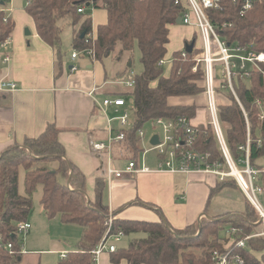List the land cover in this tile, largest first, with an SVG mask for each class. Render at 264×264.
<instances>
[{"label": "trees", "instance_id": "obj_1", "mask_svg": "<svg viewBox=\"0 0 264 264\" xmlns=\"http://www.w3.org/2000/svg\"><path fill=\"white\" fill-rule=\"evenodd\" d=\"M25 1L26 12L34 21L37 34L56 52L58 75L62 73L65 58L61 22H70L75 27L81 24L72 47L79 52L93 50V59L99 62L111 56L132 55L135 46L139 47L143 73L135 75L133 88H124L119 93L131 100L133 127L124 131L125 139L120 142V150L129 160L139 161L144 150L138 132L150 121L176 120L183 116L190 120L196 118L200 107L197 103L205 96V69L203 63L196 60L203 51L194 49L191 54L186 52L185 57L182 52L175 53L169 77L160 65L167 55L169 26L177 24L188 13L186 0ZM244 1L217 0L218 8L208 11L210 21L230 48L262 53L264 0L254 2L251 9L242 13ZM9 4L10 0H0V46L9 40L15 28L8 13ZM88 4L95 9H104L108 14V22L98 27L95 41L87 37L93 32L92 17L79 13V9ZM83 33L85 37H82ZM219 70L221 68L218 73ZM248 71V78L244 72H233L234 92L240 102L223 74L221 81L216 77V93L231 153L239 158L240 146L250 137L251 164L263 172L264 165H259L258 161L264 158V64L259 68L248 65ZM199 128V148L209 154L210 162L221 158L211 127L201 124ZM59 137L57 127L49 125L39 137L28 138L22 146H12L0 156V238L3 243L0 264H15L20 259L23 241L16 225L28 222L33 209L32 195L38 187L42 189L40 203L48 218L60 216L63 223L83 228L79 251L69 253L60 264H94L92 251L108 228L109 207L103 199L106 180H96L94 196L89 201L86 176L65 159L66 151ZM51 164L57 166L49 168ZM20 169L25 173L26 196L19 193ZM261 177L264 183V172ZM234 187L245 201L244 211L219 215L209 212L215 196L225 189L235 191ZM204 212L207 217L177 229L160 211V219L156 222L123 219L115 210L112 232L123 231L124 238L133 235L135 239L128 246H118L116 252L110 253L111 261L113 264L122 261L127 264H214L213 255L219 252L230 253L231 260L239 258L244 264H264V237L249 239L244 248L237 246L239 241L257 232L254 230L259 217L235 181H216L210 187ZM232 229L238 232L230 234ZM7 243L12 244L14 254L6 248Z\"/></svg>", "mask_w": 264, "mask_h": 264}, {"label": "crops", "instance_id": "obj_2", "mask_svg": "<svg viewBox=\"0 0 264 264\" xmlns=\"http://www.w3.org/2000/svg\"><path fill=\"white\" fill-rule=\"evenodd\" d=\"M23 4L26 5V2H21L19 6L17 1L10 0L8 13L15 23V28L5 46H0V84L8 81L18 87L16 92L0 90V156L8 148L22 146L26 139L37 138L49 125H55L60 131L59 139L66 151L65 159L76 165L86 176L87 195L90 200L94 196L96 180L103 178L106 180L107 189V194L103 197L104 203L109 207V211L118 210L119 217L123 219L157 222L160 219V211L165 220L177 229H183L201 220L205 216L210 187L217 181L213 176L149 172L125 174L120 179L110 180V169L124 171L131 160L120 150V142L113 144L110 158L106 151L92 150V141L106 142L111 134L116 135L121 130L118 117L123 110L109 107L102 111L97 104L106 98L121 97L126 99L127 110H130L131 100L120 96L119 93L126 88L124 82L132 71L133 61L125 57L111 56L99 62L83 54L73 60L72 54L76 50L73 49L70 53L69 47L73 48L72 45L66 49L63 46L62 51L68 54L63 59L62 73L58 75L56 52L39 37L35 23L26 10L25 16L22 15ZM84 13L92 17L96 36L98 27L108 22L107 11L90 6L85 8ZM25 27H31V30ZM78 29V26H73L71 43ZM169 30L167 47L172 44L173 39H178L180 50L174 54L186 51V46L193 42H190L192 35L197 34L195 26L184 25L182 22L170 25ZM194 41V49L201 50L202 42L200 41L198 48L197 40ZM6 58L10 60L7 61ZM73 66H78V70L71 71ZM206 106L205 99V108ZM111 114H114V117L110 116ZM155 135L157 133L149 137L150 145V140ZM145 138L146 134L143 139L140 138L142 147ZM143 150L137 167L146 166L152 171L156 170L160 158L155 154V158L150 160V152L145 153L149 149ZM259 184L264 185L262 177ZM261 197L264 199V195L259 196L263 204ZM139 202L154 207L138 204ZM217 207L214 212H209L219 215L243 212L245 208L238 206L236 211L226 208L221 211L219 206ZM63 224L79 228L80 243L83 228L77 224ZM32 228L25 238L20 259L15 264H60L69 253L79 251L78 243L71 248L51 242L43 246L41 243H34V246H31L29 238ZM98 264H113L111 254L101 255ZM120 264L127 263L122 261Z\"/></svg>", "mask_w": 264, "mask_h": 264}, {"label": "built area", "instance_id": "obj_3", "mask_svg": "<svg viewBox=\"0 0 264 264\" xmlns=\"http://www.w3.org/2000/svg\"><path fill=\"white\" fill-rule=\"evenodd\" d=\"M189 6V12L182 18V23L193 25L197 28L202 42L201 50L203 53L197 57L199 63H203L205 69V99L206 108L209 114L208 125L211 127L214 137L217 141L218 149L221 158L210 162L209 154L203 153L199 148L200 128L193 124V121L188 117H179L176 120L156 119L152 121L155 129L160 128L161 133H157L159 137L158 145H150L151 148L146 151L154 152L160 158L157 171H152L146 166L137 167V163L131 161L124 171L110 169L108 173L109 179H120L125 174L138 173H167V174H198L213 176L217 181L233 180L244 194L249 203L253 206L258 214V223L264 228V207L259 196L264 193V186L259 184L260 175L264 172L256 170L250 160L251 156V140H248L245 145L240 146L239 151L241 156L234 157L229 148L226 136L224 133L223 124L220 119L218 97L216 93V77L218 74L217 64L221 65V72L228 80L229 87L234 92L233 87V72L239 70L244 72L246 77H249L248 65H253L259 68L260 64H264V52H245L244 49H232L227 43L222 40L217 34L214 26L210 21L208 11L218 8L217 0H186ZM263 0H245L243 12L251 9L253 3ZM85 7L79 9V13H83ZM194 21H193V20ZM88 39L95 41L96 36L94 31L87 35ZM7 43V42H6ZM5 43V44H6ZM5 44L1 46H5ZM81 54L94 58L93 50L89 49L83 52L76 51L72 54V59H77ZM182 56H186V51L182 52ZM8 61L9 59L6 58ZM166 64L165 60L160 62L161 66ZM78 66L71 67V71H77ZM126 88H133L134 73L130 72L128 79L124 82ZM0 90L8 92L18 91V87L11 82L3 81L0 84ZM236 96V94H235ZM236 99L240 102L238 97ZM260 105L261 102L259 101ZM102 111H106L109 107L119 109L120 106L125 107L123 113L118 117L121 130L119 133L111 134L106 142H91L92 150L95 152L108 153L111 157L112 147L115 142H121L125 139V133L128 128L133 126V118L130 117V112L127 110V103L121 97L106 98L101 103L97 104ZM243 108V106H242ZM245 113V112H244ZM246 116V113H245ZM145 133L143 130L138 132V138L143 139ZM114 217L109 216V221L106 223L107 231L95 250L92 251L93 263L98 264L101 255L104 253H114L118 249V245L124 238V232H112ZM17 233L22 238L23 246L25 236L30 232L32 225L29 222H19L16 225ZM237 229H232L229 233H237ZM264 237V232H256L245 240L238 242L239 248H244L246 242L251 238ZM0 246H3L0 238ZM6 248L12 251L11 243L6 244ZM23 250V249H22ZM230 253L222 254L215 252L213 255L214 264H244L242 260L230 259Z\"/></svg>", "mask_w": 264, "mask_h": 264}, {"label": "rangeland", "instance_id": "obj_4", "mask_svg": "<svg viewBox=\"0 0 264 264\" xmlns=\"http://www.w3.org/2000/svg\"><path fill=\"white\" fill-rule=\"evenodd\" d=\"M13 1H17L18 5L20 6V3H25V0H13ZM20 10V8H18ZM21 9L24 10L22 12V15H24L25 10H26V5H22ZM89 10H91L89 8ZM188 12H189V6H188ZM91 13V12H90ZM25 16V15H24ZM29 19V16H27ZM24 19V18H22ZM30 21V19H29ZM61 29L63 31L62 33V41H63V45L62 48L64 46V48L66 49L67 47L71 46V39L73 36V26L70 22H61L60 23ZM81 24H79V29H80ZM26 29H30L31 27H25ZM79 29L77 30V32L79 31ZM31 30V29H30ZM77 32L75 33V36L77 34ZM197 34H193L192 38L190 40V42L194 41L195 39L197 40L196 42V46L199 48L200 47V35L198 33V31L196 32ZM171 41V40H170ZM69 52L72 53L73 48L69 47ZM64 50V49H63ZM168 50V54L165 57L166 60V64L164 65V72H165V76H169V74H171V70H170V62L173 58V54L174 52L180 50L179 49V45H178V39H173V42L171 45H169L167 47ZM64 52V51H63ZM65 53V52H64ZM69 53V54H70ZM68 53H65V57L67 56ZM128 58L131 61H133V67L131 68L132 71L134 73V75H138L140 76L143 73V65L141 63V52L138 46H135L132 55H125V59ZM9 59V58H8ZM10 60V59H9ZM8 60V61H9ZM219 65V64H217ZM221 68V67H218ZM222 78V72L221 70H219V73L217 74V80L221 81ZM129 104H130V100H128ZM205 106V96L202 97V99H199L198 103L200 105L197 116L195 119H193V123L196 125H201V124H205L209 121V115L208 112L206 110V108L203 106ZM131 105V104H130ZM130 107V106H129ZM130 112V117L131 119L133 118L132 115V111L131 108L129 110ZM110 116L114 117V114H111ZM143 132L146 134V138L143 142V149H150V144H149V137L153 134V133H161V129H155L154 125L152 124V122L147 123L144 128H143ZM155 158V153L150 152L148 154V159L153 160ZM258 164L264 165V158L260 159L258 161ZM57 166V164H51L49 166V168L54 169ZM154 171H157L154 170ZM163 174V173H162ZM179 173H175V174H171V175H176ZM181 176H179L180 178ZM185 177V176H182ZM216 180V179H215ZM235 188V187H234ZM232 190H228L225 189L223 190L220 194H218L217 196H215V198L213 199V201L211 202L210 205V211L214 212V210H217V206H219V209L222 211L223 208H226L227 210H233L236 211L235 209H237L238 206H244V201H243V197L241 196V193L238 191V189L235 188V191ZM107 192V190H106ZM105 192V195L107 194ZM19 193L22 196H26V187H25V173L23 169H20L19 172ZM263 196V195H260ZM41 197H42V189L41 187H38L33 195H32V199H33V209L28 217V222L32 225V234L30 236L29 240L30 241V245L34 246L35 244H40L46 245L47 243H57L60 245H66L68 246V248L71 247H75L77 245V243L80 240V230L79 228H76L75 226H65L62 222H61V218L60 216H57L55 218H48L45 214V211L42 208V205L40 203L41 201ZM261 200L263 202L262 205H264V199L261 197ZM264 207V206H263ZM109 216H113V212L109 211ZM206 216V214H205ZM202 217L203 218H205ZM201 219V220H202ZM258 221L256 222V230H254V232H264V228L261 227L259 224H257ZM28 236V234L26 235ZM26 236L24 238H26ZM252 236V235H251ZM139 238V236H137ZM136 237V238H137ZM135 238L133 235L125 237L122 239V241L117 244L119 247H126L130 244L131 241H133ZM246 238H244L245 240ZM247 243V242H246ZM79 244V243H78Z\"/></svg>", "mask_w": 264, "mask_h": 264}, {"label": "water", "instance_id": "obj_5", "mask_svg": "<svg viewBox=\"0 0 264 264\" xmlns=\"http://www.w3.org/2000/svg\"><path fill=\"white\" fill-rule=\"evenodd\" d=\"M87 7H90V4H88ZM181 22H182V20L179 19L177 23L178 24H181ZM27 35H29V32L28 31H27ZM85 35L86 34L83 33L82 37H85ZM194 47H195V41H193L190 45H187L186 46V52L191 54L194 51ZM150 143L153 144V145H158L159 144V137H158V135L153 136L152 139L150 140ZM88 199L90 201V198H88ZM205 217H207V215ZM200 226H201V224H200Z\"/></svg>", "mask_w": 264, "mask_h": 264}, {"label": "bare ground", "instance_id": "obj_6", "mask_svg": "<svg viewBox=\"0 0 264 264\" xmlns=\"http://www.w3.org/2000/svg\"><path fill=\"white\" fill-rule=\"evenodd\" d=\"M183 24H184V23H183ZM184 25H186V24H184ZM134 77H135V75H134ZM119 109H120V110H125V107L120 106ZM119 132H120V131H119ZM261 195H264V193H262ZM110 212H111V211H110Z\"/></svg>", "mask_w": 264, "mask_h": 264}]
</instances>
